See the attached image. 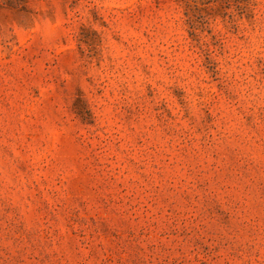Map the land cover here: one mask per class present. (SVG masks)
Listing matches in <instances>:
<instances>
[{
	"label": "rangeland",
	"instance_id": "rangeland-1",
	"mask_svg": "<svg viewBox=\"0 0 264 264\" xmlns=\"http://www.w3.org/2000/svg\"><path fill=\"white\" fill-rule=\"evenodd\" d=\"M0 264H264V0H0Z\"/></svg>",
	"mask_w": 264,
	"mask_h": 264
}]
</instances>
